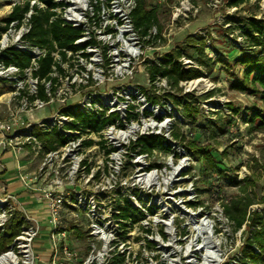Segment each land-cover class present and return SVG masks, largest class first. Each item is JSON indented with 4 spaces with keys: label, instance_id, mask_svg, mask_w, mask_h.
I'll list each match as a JSON object with an SVG mask.
<instances>
[{
    "label": "built area",
    "instance_id": "built-area-1",
    "mask_svg": "<svg viewBox=\"0 0 264 264\" xmlns=\"http://www.w3.org/2000/svg\"><path fill=\"white\" fill-rule=\"evenodd\" d=\"M23 1L25 0H10L9 6L12 9L15 4ZM27 1L29 8L19 19L10 21L0 34V54L5 49L12 48L25 50L30 55L28 64L24 66L6 64L0 60V83L10 88L5 100L10 117L3 119L0 116V149L16 155L27 151L32 158H40L39 171L48 176L53 174L49 184L44 187H34L33 183L38 175L34 178L27 174L21 175L25 186L36 191L37 197L45 204L52 264H72L70 260L77 257L76 251L68 244L66 229L62 224L65 207L80 210L89 219L88 233L91 242L86 258L79 264H138L135 259L138 253L132 252L130 256V251L122 247L124 241L120 238L119 230L120 228L124 232L134 223L127 220L126 226L121 227L126 220L120 217V209L118 206L115 208L107 205L103 194L105 188H97L98 184L126 183V178L123 182L118 178L121 156L127 152L125 146L128 148L130 143L135 144L139 135L156 134L151 131L153 124L146 120H142L141 124L138 122L140 120L135 117L133 104L122 103L123 84L113 85V82L121 80L126 74L128 62L138 59L143 53L140 44L142 37L131 18L136 0H53L55 6L51 10L54 14L50 21L58 17L63 23L78 29L80 35L73 41V48H61V51L56 49L51 53L54 64L48 78L42 79L34 75V71L38 68V59L44 56L45 49L31 45L24 37L31 28L34 7L45 9L46 5L38 0ZM173 9L172 22L197 10L188 0H180ZM149 33L156 35V26H152ZM124 60L127 61L126 64L123 63ZM180 60L184 64L191 61L184 56ZM158 78L160 76L156 77ZM39 84L43 85L44 98L38 96ZM90 84L93 87H111L101 91L89 90L86 87ZM139 91L147 103L158 105L148 101L141 88ZM76 97L78 100H75ZM46 107H52L53 110L48 116L40 113V117L37 113ZM145 109L148 107L144 106L143 110ZM76 111L85 114L95 112L101 118L111 116L112 119L98 130L81 124L76 127L73 126L79 122L74 116ZM36 129L55 131L64 141L60 145L54 144L52 148L46 147V142L34 133ZM93 131L101 135L98 140L90 136ZM132 150V155L135 156L133 162L138 166L154 151H141L139 145H135ZM157 166L142 164L137 167L132 184L152 189L163 178L164 171H159ZM77 177L84 189L73 186ZM63 178L67 184L63 183ZM89 184H95L96 188L89 190ZM66 185L73 188H67ZM13 199L15 198L10 193H4L0 197L1 229L12 214L10 201ZM133 199L132 203H137V198ZM152 204L138 203L136 207L131 206L137 209L139 218L150 215L158 218L160 215L155 214ZM156 207L162 216L155 221L160 229L156 233V240L146 238V245L149 241L150 246L155 247L156 244L158 248L162 246L166 249L168 233H173V219L178 214L172 213L167 203H158ZM212 210L211 214L183 210L188 222H185L186 230L182 233L183 239H180L179 246L185 252L181 259L186 264L223 263L219 235L227 232L233 222L224 213L222 205L215 204ZM23 216L24 222L19 234L0 256L12 254L14 260L9 264H38L34 255V243L41 227L35 218L24 213ZM243 226L236 231L238 235ZM145 229H149L148 232L144 230L147 234H152L150 228ZM191 232L195 235L192 236ZM58 252L60 256L53 258L52 255ZM146 264L152 263L150 261Z\"/></svg>",
    "mask_w": 264,
    "mask_h": 264
},
{
    "label": "rangeland",
    "instance_id": "rangeland-1",
    "mask_svg": "<svg viewBox=\"0 0 264 264\" xmlns=\"http://www.w3.org/2000/svg\"><path fill=\"white\" fill-rule=\"evenodd\" d=\"M179 1L146 0L147 6L156 10L158 18L156 28L160 27L159 38L152 39L148 45L143 43L142 38H140L143 53L138 59L128 62V69L121 80L113 82V85L123 84L121 90L123 99L121 101L124 105L126 102L134 105L133 112L136 113L135 117L139 118L140 121L138 122L141 124L142 120H146L153 124L151 131L165 136L173 149V151L154 149L141 163V165L148 164L149 166L158 165V170L164 171L162 180L160 179V182H157L152 189L132 184L135 170L141 166L135 165L133 162L135 156L132 155L133 150L130 147L132 143L129 146L127 145L128 148L126 146L124 148L127 152L121 156L118 172V178L122 179V182L126 178L127 182L98 184L97 187L105 188L103 193L105 202H107V205H112V207L117 208V204H123L124 198H126L135 207L138 203L146 205L152 202L151 206L154 207L155 214L160 215L159 217L162 216L156 207L158 203L160 205L167 203L171 212L178 214L173 219L171 230L173 233H168L169 241L166 249L162 246L158 248L156 244L155 247L146 245V238L151 241L157 238L156 233L160 227L155 225V221L160 219L159 217L152 215L140 217L124 232L119 228L120 238H123L124 241L122 247L130 251V256H132V252L138 253L135 258L138 264H146L150 261L152 264H186L181 259L185 252L179 246L180 239H183L182 233L186 230L185 222H188L183 210L211 214L215 204L221 206L222 202L242 195L241 189L237 185L239 181H241V184H247V194L255 200V203L248 207V212L255 210L264 217V126H261L260 121L257 119L252 120L255 110L261 111V114L264 115V104L260 94L253 91L258 86H253L248 82L247 90L236 87V83L243 79L244 66L239 58L244 52L248 51L241 47L245 44H242L244 36L241 33L240 26L246 17L264 19V0H250L239 7L228 6L226 0H188V3L197 9L196 12H189L172 22L171 14L173 8L178 6ZM9 4L10 0H0V18L10 11ZM199 36H203L210 42L216 54H219L218 57L213 54L214 52L206 49L208 55L207 57L205 55L201 57L203 63L196 61L198 55L193 47L194 43L190 41V37L198 39ZM178 49H181V56L191 60L188 61L190 63L186 64L188 67H197L202 72V75L198 78L179 83L181 93L189 92L193 96L189 99L191 105L197 107L198 112L189 111L190 116L182 114L180 109L164 95L167 91L177 94H179V91L171 88L165 78L163 80L160 77L150 81L147 72L148 64L151 61H155L158 57H163L166 53ZM123 63L126 64L127 61L124 60ZM198 79L200 81L195 82ZM109 87L111 86H107V88L106 86L93 87V84H90L86 88L101 91ZM141 87H144L148 94L153 92L159 94L161 103L158 105L147 103L143 94H140L139 88ZM9 89L0 83V116L3 119L10 117L5 104L6 93ZM206 92H211L210 96L204 97L203 94ZM129 94L131 95L128 96ZM75 100H78V97ZM95 102H98V100H95ZM144 106L148 109L143 110ZM229 106H233L237 111L233 113ZM52 110V107H46L37 114L40 117L41 114L48 116ZM172 128H176L182 138L172 139L170 135ZM34 133H36V130ZM90 136L94 140L101 137L96 131L91 132ZM192 140L195 146H208L211 148L217 169L210 170L207 177L204 173L203 161L197 159L187 146ZM17 158L18 154L2 152L0 149V170L5 167L7 172L4 171L3 173L6 176L14 174L17 177L20 172L19 168L25 167V161H17ZM31 159L32 169L28 171L33 172L27 175L33 178L38 175V179L33 184H41V187H44L49 184L53 174L48 176L38 170L39 157H31ZM76 179L73 186L83 188V184L78 181V177ZM2 180L3 177L0 173V197L4 193H8L4 180ZM63 183L67 184L64 178ZM73 186L68 187L66 185L67 188H73ZM92 187L96 188L95 184H89V190ZM19 190H21L17 192L20 195L19 200L25 201L23 197L26 198L28 195L35 197L36 195V191L30 189L22 188ZM134 197L137 198V203H132ZM195 201L199 203L193 205L192 202ZM10 202L12 205L11 212L21 211L17 208L18 204L15 199ZM62 218L68 244L71 249L76 251L77 256L70 261L72 264H79L81 260L86 258L91 242L88 233L89 219L80 210H71L66 207ZM40 226L39 238H36L42 242L40 253H45L43 257H46V254L49 257L51 243L49 231L46 229L48 222L46 220L42 221ZM145 228H150L152 234H147L144 231ZM244 228L245 226H243L241 234L238 235L237 230L232 225L229 226L227 232L219 235L221 237L222 264L235 262L247 234ZM191 235L193 236L195 233L191 232ZM34 255L35 257L38 256L36 250H34ZM52 256L58 258L60 254L58 252Z\"/></svg>",
    "mask_w": 264,
    "mask_h": 264
},
{
    "label": "trees",
    "instance_id": "trees-1",
    "mask_svg": "<svg viewBox=\"0 0 264 264\" xmlns=\"http://www.w3.org/2000/svg\"><path fill=\"white\" fill-rule=\"evenodd\" d=\"M38 1L45 3L46 8L37 9L34 7V13L31 16V28L24 38L31 45H36L45 49V54L38 59L39 66L34 71V75L42 79L48 78V73L51 70V66L54 64L51 53L56 49L61 51V48H73V41L80 35V31L69 24L63 23L58 17L50 21L51 16L54 14L51 10L55 6L53 0ZM249 1L250 0H226V4L231 7H239ZM28 8L29 2L27 0L20 4H15L7 15L0 18V34L6 29L10 21L19 19ZM131 18L139 35L142 38L145 37L143 43L148 45L151 43L152 39L156 40L159 38V26L156 35L152 36L149 33L151 27L158 24V18L156 10L154 8H149L146 4V0H136V5L131 11ZM240 28L244 36V42L242 44H245L241 47L248 51L244 52L239 58L244 66L243 79L236 83V87L247 90L248 82L253 86H258V88H254L253 91L260 94V98L264 104V19L246 17ZM146 36H148V38H146ZM190 41L194 43L193 47L198 55L196 58L197 62L203 63L201 57L204 55L207 57L208 54L206 49H209L210 52H214L213 54L217 57L219 56V54H216L210 42L203 36H199L198 39L190 37ZM181 55V49L168 52L163 57H158L157 60L151 61L148 64L147 72L150 81H154L157 76H160L165 78L171 88H175L179 91V94L167 91L164 95H166V98L169 99L173 105L180 109L182 114L190 116L189 111L197 113L198 110L197 107L191 105L189 101L193 96L189 92L181 93L179 83L198 78L202 75V72L197 67H188L186 64L182 63L180 60ZM29 57L30 55L27 51L12 48H7L0 54V60L4 63H12L21 66L28 64ZM141 91L151 103H161V96L156 94V92L148 94L144 87H141ZM210 94L211 92H206L203 96L208 97ZM38 96L44 98L42 84H39ZM229 108L233 113L237 111L233 106H229ZM74 116L79 122L74 123L73 126L77 127L81 124L82 126L91 127L95 130L100 129L104 123L112 119L111 116L101 118L95 112L85 114L76 111L74 112ZM255 119L260 121L261 126H264V115L261 114V111L255 110L253 112L252 120ZM36 134L41 140L46 142V147L49 148L54 147V144L60 145L64 141V138L59 136L55 131L48 132L36 129ZM170 135L172 139L182 138L176 128H172ZM193 142L192 140L187 146L197 159L203 161V169L207 177L210 170L213 171L217 169L215 158L211 152V148L208 146H195ZM135 145H139L141 151L147 152H151L153 149L173 151L171 144L160 134L139 135L131 148L133 149ZM237 185L241 189L242 195L221 203L224 213L233 222L234 229L238 230L244 225V229L247 231L240 253L236 256L235 262L232 264H264V217L260 212L255 210L248 212V207L255 203V200L247 194V184H241V181H239ZM197 203L199 202H192V204ZM117 206L120 209V217L126 220L122 222L121 227L124 228L126 226L127 220L131 223L137 222L139 218L138 211L131 206V203L126 198H124L123 204H118ZM23 222L24 216L22 212H12L8 222L0 229V254L8 249L14 238L19 234ZM145 231L148 232L149 229H145ZM147 245L150 246L151 243L147 241ZM224 264L229 263L226 262Z\"/></svg>",
    "mask_w": 264,
    "mask_h": 264
},
{
    "label": "crops",
    "instance_id": "crops-1",
    "mask_svg": "<svg viewBox=\"0 0 264 264\" xmlns=\"http://www.w3.org/2000/svg\"><path fill=\"white\" fill-rule=\"evenodd\" d=\"M28 156H31L27 151H23L20 154H18L17 161L22 160L25 161V167H21L20 172L18 173V176L16 177L14 174L13 175H8L6 176L5 173L7 171L5 167L0 170V173L3 177L4 180V185L6 186V190L8 193L12 194L15 198V201L18 204V209L21 210L24 214H27L33 218H35L39 225L42 221H45V216H46V209H45V204L43 201H41L38 197L37 194L35 197H32L31 195H28V197H23L25 201L22 199L19 200L20 195L17 194V192H20L22 188L29 189L25 186L24 181L21 178V175L23 174H30L33 171H28L32 169V159L31 157L29 158ZM5 171V173H3ZM26 172V173H25ZM2 180V181H3ZM34 187H41V184H33ZM41 227V226H40ZM47 229V228H46ZM40 234V233H39ZM39 238V237H38ZM41 244L42 242L39 241V239H36L34 243V250L38 252L37 256V262L39 264H51V251L49 250V257H47L48 254H46V257H43L45 253H40L41 250ZM38 257H41L38 259ZM47 261V262H45Z\"/></svg>",
    "mask_w": 264,
    "mask_h": 264
},
{
    "label": "bare ground",
    "instance_id": "bare-ground-1",
    "mask_svg": "<svg viewBox=\"0 0 264 264\" xmlns=\"http://www.w3.org/2000/svg\"><path fill=\"white\" fill-rule=\"evenodd\" d=\"M198 81H200V79H198L195 82H198ZM195 82H192V83H195ZM13 260H14V257L12 254H4L3 256L0 257V264H8V263H11Z\"/></svg>",
    "mask_w": 264,
    "mask_h": 264
}]
</instances>
